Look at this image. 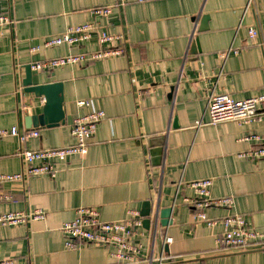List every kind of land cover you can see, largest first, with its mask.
<instances>
[{
  "label": "crops",
  "instance_id": "obj_1",
  "mask_svg": "<svg viewBox=\"0 0 264 264\" xmlns=\"http://www.w3.org/2000/svg\"><path fill=\"white\" fill-rule=\"evenodd\" d=\"M115 1L0 0V11L9 7L14 19L0 36V129L38 131L23 141L0 136V173L22 169V148L74 144L72 119L91 110L104 112L85 154L54 161L53 176L0 184L12 194L10 201H0V212L39 208L46 213L44 220L0 225V259L12 264H116L112 246L76 241L66 248L61 225L81 206H95L101 220L113 221L129 210L141 213L143 202L150 201L151 223L136 238L142 256L167 255L164 264H264V247L222 251L216 241L222 233L219 222L194 221L192 208L183 201L194 196L186 183L209 178L210 195L232 197L233 204L207 208L208 218L237 213L264 231V157L239 156L264 146L245 139L264 135V120L210 124L206 111L210 91L236 100L264 93V0H253L248 9L247 0L129 1L107 17L92 13ZM202 16L207 17L203 24ZM92 20L109 33H123L124 52L50 71L30 69L33 84L62 83L65 120L26 128L24 117L40 114L44 98L24 91L25 67L35 60L105 48L96 36L72 46H42L66 27ZM251 26L259 32L257 39L248 37ZM35 46L40 49L30 52ZM228 49L223 59L220 53ZM79 100L89 105L78 106ZM197 121L202 125L197 127ZM158 139L164 145L162 161L153 165L149 141ZM157 206L172 207V222L162 227L158 220L155 240L152 215ZM164 235L172 241L164 243Z\"/></svg>",
  "mask_w": 264,
  "mask_h": 264
},
{
  "label": "built area",
  "instance_id": "obj_2",
  "mask_svg": "<svg viewBox=\"0 0 264 264\" xmlns=\"http://www.w3.org/2000/svg\"><path fill=\"white\" fill-rule=\"evenodd\" d=\"M9 4L10 0H6ZM129 1L143 2L145 0H116L112 5L97 6L92 9V13L99 17H107L113 8H121ZM253 0H247L245 9L252 7ZM6 11H0V36L4 33L5 26L14 23L12 12L9 7ZM93 36L100 45L105 48L89 53L67 54L59 57L35 60L30 63L33 71H50L54 68L86 63L99 59L114 57L122 54L125 49V36L123 33H109L102 29L98 22L86 21L76 25H70L66 29L53 37L47 38L43 47H53L57 45L72 46L91 40ZM259 32L256 27L248 29V37L257 39ZM40 46L30 49L36 52ZM228 51L220 53L225 59ZM237 53V50H234ZM78 106L89 105L88 101L79 100ZM22 108L24 106L22 105ZM207 114L209 123L216 124L224 121H237L242 124H251L264 120V93L248 98L236 100L224 93L210 91L207 96ZM104 117L102 110H91L88 113L76 116L70 125V134L75 139V143L69 146L58 148H46L28 150L22 148L18 155L22 162V169L19 172L6 174L0 173V184L12 181H23L25 177L47 174L53 176L55 173L54 161L63 160L68 156L85 154L87 152V140L96 132L97 125ZM202 125L197 121L196 126ZM16 135L21 141L26 135L37 136L38 131L32 130L28 133L19 127L13 126L10 129H0V136ZM253 139L257 142H264V135L253 134L245 139ZM240 157L262 158L264 157V146L250 149L247 152L239 153ZM212 180L202 178L186 183L194 191L193 197H184L183 201L192 208L194 221L205 222L208 226H213L217 222L222 227V233L217 238V244L226 252H237L252 249L254 247H264V231H260L251 226L246 219L237 213L229 214L218 220L208 218L205 210L209 207H231L232 197H212L210 187ZM181 186V182L178 183ZM12 194L0 187V201H10ZM154 214V213H153ZM45 211L42 209L16 210L0 212V225H16L32 221L44 220ZM143 216L137 210H129L126 217L121 220L103 221L99 218L98 209L95 206H81L75 210L73 219L64 222L60 231L64 236L66 248L75 247L76 241L93 243L98 245L112 246L111 256L116 264H164L170 257L160 254L156 257H146L141 254V244L136 240L141 235L143 226ZM154 223L153 237L158 240L156 225L158 217L152 215ZM172 239L165 237L164 243H170ZM0 264H12L11 259H0Z\"/></svg>",
  "mask_w": 264,
  "mask_h": 264
},
{
  "label": "water",
  "instance_id": "obj_3",
  "mask_svg": "<svg viewBox=\"0 0 264 264\" xmlns=\"http://www.w3.org/2000/svg\"><path fill=\"white\" fill-rule=\"evenodd\" d=\"M206 16H202L201 23L206 21ZM201 28V27H199ZM200 30V29H199ZM198 45L197 40L193 42L191 52H196V47ZM199 50V48L197 47ZM33 75L30 70V64L25 67V76L22 81L24 86V91L28 93H34L37 96L44 98V105L42 112L38 115H26L24 117V123L26 128H31L33 125L40 126H54L60 123H64V110L63 102L64 97L62 93V83L61 82H49L41 84H33ZM163 140H152L149 141L150 146V156L153 165H160L162 161V155L164 150ZM158 144V145H155ZM172 207L159 208L156 207L154 214L158 217L159 223L162 227H166L171 224L172 219L170 217ZM151 205L150 201H144L142 204L141 215L143 218V226L148 228L151 223Z\"/></svg>",
  "mask_w": 264,
  "mask_h": 264
}]
</instances>
